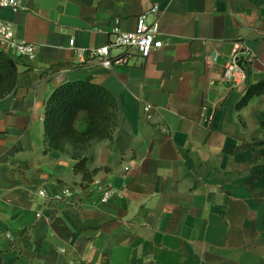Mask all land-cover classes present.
<instances>
[{
  "label": "crops",
  "instance_id": "crops-1",
  "mask_svg": "<svg viewBox=\"0 0 264 264\" xmlns=\"http://www.w3.org/2000/svg\"><path fill=\"white\" fill-rule=\"evenodd\" d=\"M16 1L0 21L35 51L4 48L17 78L0 98V264H264V94L238 106L264 78V0ZM141 14L162 46L104 66L96 49ZM236 42L250 58L232 82ZM87 77L116 96L118 124L84 149L99 168L85 183L70 154L44 151L43 116L55 86Z\"/></svg>",
  "mask_w": 264,
  "mask_h": 264
},
{
  "label": "trees",
  "instance_id": "trees-1",
  "mask_svg": "<svg viewBox=\"0 0 264 264\" xmlns=\"http://www.w3.org/2000/svg\"><path fill=\"white\" fill-rule=\"evenodd\" d=\"M248 61H246V64ZM17 60L0 50V98L16 87ZM264 94V78L246 86L238 106L253 96ZM87 112L86 126L75 125L80 111ZM118 124L116 96L91 77L67 79L55 86L45 100L43 116L44 151L58 150L70 154L76 162L74 170L88 183L99 168L89 170L84 149L96 140L111 139ZM264 129V120L261 121Z\"/></svg>",
  "mask_w": 264,
  "mask_h": 264
},
{
  "label": "built area",
  "instance_id": "built-area-1",
  "mask_svg": "<svg viewBox=\"0 0 264 264\" xmlns=\"http://www.w3.org/2000/svg\"><path fill=\"white\" fill-rule=\"evenodd\" d=\"M0 6H8L18 8L20 5L16 0H0ZM156 10V6L152 7V11ZM73 39H70V43ZM163 41L158 37V29L155 21H148L145 14L137 17L135 26L130 30L115 29L112 32L111 40L96 49V53L100 62L111 67L115 64L127 63L132 55V51L141 57L148 56L153 50L161 47ZM8 46L13 48L19 55H33L35 45L32 42L20 40L14 33L9 22L0 21V50ZM112 49H118L120 52L114 54ZM250 58V53L242 42H236L233 53L228 57L223 72V78L227 81L238 82L245 78L246 61ZM151 105L146 104L144 110L148 113ZM64 193L55 195V198H62ZM44 194V191H40ZM114 189L110 185H106L102 190L100 200L106 201L112 194Z\"/></svg>",
  "mask_w": 264,
  "mask_h": 264
}]
</instances>
